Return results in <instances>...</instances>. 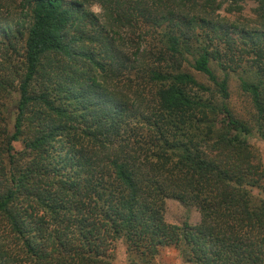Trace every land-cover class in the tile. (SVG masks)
Masks as SVG:
<instances>
[{"label":"trees","instance_id":"1","mask_svg":"<svg viewBox=\"0 0 264 264\" xmlns=\"http://www.w3.org/2000/svg\"><path fill=\"white\" fill-rule=\"evenodd\" d=\"M253 130L264 141V0H0V264H112L118 239L130 264L169 245L264 264ZM168 198L198 222L166 221Z\"/></svg>","mask_w":264,"mask_h":264},{"label":"rangeland","instance_id":"2","mask_svg":"<svg viewBox=\"0 0 264 264\" xmlns=\"http://www.w3.org/2000/svg\"><path fill=\"white\" fill-rule=\"evenodd\" d=\"M252 6L253 3L251 1H248L246 3V13H250V8H252ZM92 9L98 12L99 6L97 4H93ZM221 14L223 13L221 12ZM195 76L199 81L205 84H210L204 75L195 73ZM228 88L229 97L227 99V103L229 108L238 117L248 120L251 116V105L249 102V98L238 87L237 78L234 73L229 74ZM244 136L249 141V143L257 150L261 161L264 164V141L254 130L251 131V133L245 134ZM14 144L18 149L21 147V144L19 142H15ZM253 192L259 197H264V190L258 191L257 189H254ZM164 217L165 220L170 223L182 224L184 221H187L191 224H194L199 220V213L196 207H194L193 205L182 203L174 198H168L166 200ZM111 254L112 264H130L127 261L125 244L122 239H118L113 243ZM156 264L186 263H184V261L182 260L178 249L174 246L169 245L160 248L159 253L156 257Z\"/></svg>","mask_w":264,"mask_h":264}]
</instances>
